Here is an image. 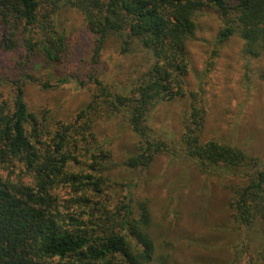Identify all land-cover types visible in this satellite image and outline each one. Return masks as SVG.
I'll list each match as a JSON object with an SVG mask.
<instances>
[{
  "label": "trees",
  "instance_id": "trees-1",
  "mask_svg": "<svg viewBox=\"0 0 264 264\" xmlns=\"http://www.w3.org/2000/svg\"><path fill=\"white\" fill-rule=\"evenodd\" d=\"M68 7L94 35L93 61L112 38L120 53L137 50L145 62L127 89L89 73L95 87L88 102L62 120L32 109L24 86L85 84L62 70L67 39L56 15ZM206 8L221 20L212 44L237 36L245 76L258 63L264 80V0H0V54L15 75L5 77L10 88L0 101V264H167L152 238L148 198L135 196L136 182L118 176L148 170L158 154L169 153L149 116L180 99L187 101L179 121L183 155L223 182L239 227L250 231L264 221V161L203 139L206 110L187 92L189 47ZM45 67L61 69L53 83L36 76ZM115 119L133 136L118 160L112 142L101 137L103 121Z\"/></svg>",
  "mask_w": 264,
  "mask_h": 264
},
{
  "label": "rangeland",
  "instance_id": "rangeland-1",
  "mask_svg": "<svg viewBox=\"0 0 264 264\" xmlns=\"http://www.w3.org/2000/svg\"><path fill=\"white\" fill-rule=\"evenodd\" d=\"M197 18L198 27L189 47L194 66L186 88L196 93L198 104L206 110L203 139L234 144L264 161V80H258V63L253 64L248 79L237 36L213 45L211 40L221 26L218 14L206 8ZM56 23L67 39L66 66L62 70L79 75L85 84L71 81L44 89L36 82H27L24 89L32 109L54 119L69 120L85 106L95 87L87 79L89 73L127 89L145 60L137 50L120 53L111 38L93 61L94 35L82 14L70 7L62 9ZM4 65L0 54V101L10 88L5 77H15ZM60 73L61 69L45 67L36 76L53 83ZM186 105L187 101L180 99L159 104L151 111L149 123L155 136L169 143V153L158 154L148 170L124 171L118 179L136 182L131 193L148 198L152 238L157 254L165 256L167 264H264V221H258L250 231L239 227L229 216L223 182L199 172L180 149L179 121ZM102 125L101 137L112 142L118 160L133 136L117 119L103 121Z\"/></svg>",
  "mask_w": 264,
  "mask_h": 264
}]
</instances>
